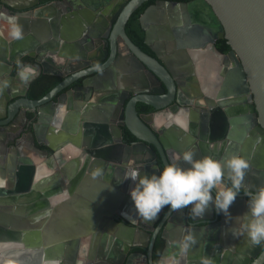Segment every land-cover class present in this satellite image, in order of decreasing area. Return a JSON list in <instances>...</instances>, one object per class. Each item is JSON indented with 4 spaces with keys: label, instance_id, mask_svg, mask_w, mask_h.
<instances>
[{
    "label": "water",
    "instance_id": "1",
    "mask_svg": "<svg viewBox=\"0 0 264 264\" xmlns=\"http://www.w3.org/2000/svg\"><path fill=\"white\" fill-rule=\"evenodd\" d=\"M40 1L42 0H0V180L5 177L7 165L12 174L10 178L14 177L17 182L16 190L9 192L13 196L16 195L12 201L18 207L21 204L31 207V203L40 195L36 190L41 187V190L45 191L42 196L45 200L43 206L46 208L44 227L36 230L32 228L33 224L23 228L20 217L22 210L9 211V214L0 212V240L5 236L11 242L20 241V245L15 246L18 249L6 248L8 244L0 243V264H26V257L22 254L25 251L39 254L35 264L37 261L38 264H81V261L88 259L93 261L94 258L91 257L96 252L95 246L99 247V238L102 235L109 237L112 235L110 232L114 233L115 230V235L125 242L121 244L123 254L141 246L137 243L138 237L146 241L151 239L152 231L142 228L145 224L152 225L154 219H139L137 212L125 214L124 207L132 201L129 194L134 187V181L131 178L125 179L124 173L130 165H137L136 168H140L142 173L156 172L159 167L151 163L156 159L157 153L164 165L174 161V152L167 144L163 132L158 131L154 123L139 116L135 107V102L140 101L155 109H162L164 106L153 102L148 94H162L169 89L170 93L173 91L175 98L177 93V72L158 49L161 48L160 42L165 39L154 26L157 21H161L162 27L167 30L166 43L172 48H188L193 50V56H204L206 67L199 65L198 68L203 80H206L205 75L211 78L209 83L202 86L206 93L210 92L208 96L219 100L222 107L236 103L237 110L244 114L231 120L236 128L234 127L230 134L231 143L227 153L228 156L236 153L239 144L246 137V132L253 129L243 155L251 159L253 165L260 164L258 167L263 172L255 173L250 185L242 186L241 189L254 191L263 186L264 0H204L205 3L199 5V11L196 8L189 11L184 4L177 2H158L150 6L141 16L140 24L145 32V44L157 55L155 59L136 46L125 30L133 13L149 0H120V4L114 2L116 10L119 8L115 10L118 20L113 21L115 24L108 40L110 49L104 51L99 48L103 52V58H97L100 50H95L93 40L101 43L107 22L100 29L95 25L87 28L88 25L91 27L94 17L98 16L96 10L90 9L88 4L93 0H64L35 8ZM25 2H29V5L22 4ZM4 13L17 16L23 31L21 38L12 36L11 25L5 19ZM81 15L84 16L82 17L85 23L80 18ZM194 18L197 20V26L191 29L189 27L192 26ZM44 23L46 25L43 27ZM40 27L41 30L38 29ZM170 28L173 29L172 32ZM219 37H225L232 48L229 55H223L216 49L215 42ZM118 40L123 46L121 50L128 52L130 56L131 63L126 69L128 80L136 79L137 91L141 94L132 98L128 107H125L126 99L135 92L125 83V90H120L115 97L109 96L105 101L101 100L103 96L99 106L91 108V104H88V98L94 91L91 84L94 82L97 92L102 89V81L108 79L109 73L105 70L118 54ZM25 56L35 59L34 72L29 71L31 67L25 66L13 75L14 67ZM109 56V61L104 63ZM55 61H59L60 65ZM206 61L211 63L207 64ZM53 64L58 68L56 72L50 70L49 66ZM227 68L225 77L222 78L219 72ZM21 72H24V76L20 75ZM92 74H95L94 78L84 81L82 86L62 93L76 80ZM41 75L61 77L63 81L40 100L26 98L30 84ZM214 77L219 79L216 84H213ZM23 82L24 88L21 86ZM12 99L16 101L9 105ZM178 102L184 103L180 94ZM188 105L191 106L189 103ZM207 106L208 118L204 120V116H207L204 115L190 116L189 119L197 124L201 118L204 139L210 130L209 141L213 142L222 138L218 133L221 130L220 124L214 117L219 108L213 103ZM128 109L135 113V123H129L126 117ZM28 111L33 115V119L25 116ZM185 112L186 110L184 114ZM18 113L26 119L22 132L31 125L29 142L31 148L44 158L40 167H43L45 173L41 177L48 178L41 185L34 186L33 191L29 190L32 188V176L37 171L33 157L27 156L28 152L25 151L24 155L20 140L5 143L7 136L4 134L14 132L18 127ZM124 126H127L138 143L127 144L122 141L121 127ZM2 129L5 131L3 134ZM85 136L90 137V148L80 147L81 138ZM69 141L74 144L73 148L69 147ZM36 143L44 146L45 150L37 148ZM150 145H154L157 152ZM7 153L10 154L9 159L5 158ZM147 153L153 156L152 159L146 158ZM75 156L83 157L82 163L88 173L85 185L79 187L78 191L75 190L74 182H70V177L80 163L68 162ZM47 170L51 174H48ZM48 188L52 189L55 195L46 192ZM215 191L216 189L213 190V195ZM246 205L248 210V203ZM163 209L164 207L160 211ZM232 209L235 207L232 206ZM172 211L173 208L166 216L171 215ZM121 218L127 224L119 223ZM165 221L166 219L161 222L157 232L153 234L152 242ZM172 221L171 218L169 225ZM108 223L115 228L114 231L108 230ZM194 229L195 231L187 233L184 238L186 241L190 238L196 249L202 243L203 233L201 228ZM162 237L167 240L163 259L170 253V240L166 230ZM21 240L24 241V249L21 247ZM236 247L231 246L225 254L226 264H264V242L252 243L251 247L246 246L243 250L239 246ZM104 251L105 248L100 256V259L106 262L104 264H118L114 256H103ZM81 255L84 257H80ZM39 256L43 257V261L37 259H40ZM233 258H236L235 262Z\"/></svg>",
    "mask_w": 264,
    "mask_h": 264
},
{
    "label": "flooded vegetation",
    "instance_id": "2",
    "mask_svg": "<svg viewBox=\"0 0 264 264\" xmlns=\"http://www.w3.org/2000/svg\"><path fill=\"white\" fill-rule=\"evenodd\" d=\"M61 1H64V0H42L39 2V4L35 8L45 6L48 4L58 3ZM114 2H117L119 4L122 3V1L120 0H93L92 2H88L90 9L92 8L96 10V12L98 13V16L94 17L93 22L91 23L92 24L91 27L88 25L87 28H92V26L95 25L97 26L96 28L100 29L104 27L105 22H107V25L104 28L105 30L102 33L103 37H102L101 43L98 44L96 42V39L93 40V43H94L93 45H94L95 50L99 48H103L102 50L104 51L110 49L108 40L111 37L112 28L114 27V24H115L113 23V21L115 20L117 22L118 20V16L115 17L116 7L115 5H113ZM158 2H165V3L177 2L180 4H184L189 11L193 8H196L199 11V9H201L199 5H201V3L203 2L205 3L204 0H185V1L183 0H180V1L156 0L155 3H153L150 6H153L157 4ZM22 4L29 5V2H25ZM208 8L210 7L208 6ZM117 10H119V8ZM82 16L83 15H81L80 18L85 23V19L83 18L84 16L83 17ZM182 21H184V18L182 19ZM45 23L43 27L46 25ZM196 24H197V20L194 18L192 20V26H190L189 28L195 29L196 28L195 26H197ZM154 26L157 27L158 33L160 32L162 35H164L163 38L165 39V40L163 39L164 42H160L161 48H158V49L161 50L162 56L171 62V64L174 66L177 72L178 77L175 79L177 83V86H176L177 93L175 95V98L173 95V91H171L170 93L169 89H166L165 92L162 94H148L149 97L153 100V102H155L158 105H162L164 107L162 109H155L154 107L148 104L137 101L135 102V107H136V111L138 115L143 117L145 121L154 123L157 126L158 131L163 132L162 134L165 136L167 144L170 145V149L174 152V154L172 155L174 160H176L177 156L180 153H182L181 150L184 151V150H189V149H191L194 152L195 157L197 158L207 155V153L209 154L212 153L211 154L212 156L223 160V158L228 156V153H227L228 146L231 143L230 134L233 128L235 127L234 125H232L231 120L237 117H240L244 114L240 113V111L237 110L236 108L237 105H235L236 103H233L230 106L226 105L225 107L220 106L219 100L217 99L213 100L210 96H208L210 92L206 93L202 89V86L204 85V83L207 84L210 82L209 79L211 80V78L207 77L206 75L205 77L207 81L203 80L200 77L198 66L204 65L206 67V64H204L203 62L204 56H202V54H199V57L198 56L195 57L193 56V53H192L193 50L191 49H188V48L182 49L178 47L172 48L168 43H166L167 30L162 27L161 21L160 22L157 21V23H154ZM38 29L41 30V27ZM172 30L173 29L170 28L171 32ZM168 41H171V40H168ZM223 41H224V44H223ZM117 45H118L117 57L111 62V64L105 70V72L108 70L109 73L107 74L108 79L102 81V84H101L102 89L99 92H97L96 90L97 87L94 85V82L91 84L92 85L91 87L94 90L93 93L88 98V104H91L92 106L91 108H94V107L97 108V106H99V103L102 102L100 101V99L103 96L104 97L101 100L105 101L107 100L109 96L114 95L115 97L116 93L118 92L120 93V90H125V87H124L125 83L127 86L131 87L133 91H135L134 94L130 98L126 99L125 107H128L132 98L137 97L141 94L139 93V91H137L138 88L136 86L137 84L136 79L128 80V74H126V69H128L131 63L130 56L128 55V52H124V50H121L123 46L121 45L120 40L117 41ZM227 46H229V49ZM215 47L223 55H229V53L232 51V48L228 44L225 37H219L215 42ZM99 50L100 52L97 53L98 55L97 58H103L104 57L103 52L101 49ZM150 51H151V54H148V53L147 54L150 55L154 59L157 58V55L151 49ZM72 55L73 54L71 53L70 57H72ZM110 56L104 63L109 61ZM70 57H67V59L70 60L71 59ZM22 60H24L25 63L20 69L27 66V67H31L32 70L30 69L29 70L30 72H34L33 69H35L34 66L36 64L35 59L25 56ZM57 60L61 61L62 59L57 58ZM56 63L60 65L59 61H57ZM206 63L210 64L211 62L206 61ZM54 65L55 64L50 65L49 67L51 71L56 72L58 68H55ZM226 70H228V68L225 69V71L221 70L219 72L220 73L219 75L222 76V78L225 77L224 75L226 73ZM18 71H16L15 73L13 71V75L16 74ZM94 75L95 74H92L91 76H87L82 79L76 80L70 86L65 88L62 91V93H67V91L69 90H73L76 87L82 86L84 81L93 79ZM218 80L219 79L217 77H214L213 84H216ZM35 81H33L32 83H34ZM32 83L30 84V87L27 89L26 98L28 99H30L29 91L31 89ZM24 84H25L24 82L21 84L23 88L25 87ZM179 94L181 95V100L184 101V103L182 104L178 102ZM31 100H40V99H31ZM15 101L16 100L12 99L9 102V105H13ZM188 103L191 104V106H189ZM210 103H213L214 106L216 105V108H219V111H216L214 117L216 118L217 122L220 124L221 130H219L218 133L222 136V138L217 139L216 141H213V142L209 141L211 137L210 130H209V135H206V138L204 139L203 129L201 126V118H199V123L197 124L192 123L191 120L189 119L190 116L203 117L204 115H207V116H204V120L205 118H208L209 108L207 104H210ZM185 110L186 112L184 114ZM25 116L29 117V119H33L32 118L33 115L31 114L30 111H28ZM134 116H135V113L132 110L128 109L126 117H128L129 123L136 122V121L134 122L135 120ZM16 118H17L16 125H18V127L16 129L12 127L13 130L15 129L14 132L11 131L10 133L9 131L7 134H4L7 136L5 143L8 144L12 140H15L16 142L20 140L19 143L22 142L21 145L23 144L22 145L23 152L24 151L28 152L27 156L31 155V157H33L34 166H35V169H37L35 175L39 178L43 175V170H42L43 167H40V165L43 163L44 158L40 156V154H38L37 151L31 148L29 138H28L29 132L31 130L30 129L31 125H29V129L26 127V131L24 130L22 132V130L24 129L23 126L26 123V119L24 115L20 113H18ZM121 129H122V138H123L122 141L124 143L136 144L139 142L134 137V135H132L129 132L127 126L121 127ZM252 132H253V129L246 132V135H245L246 137L244 141L239 144V147L236 153L244 156L243 151L246 148L248 138L251 137ZM3 133H5V131L2 129L1 134ZM217 137L218 135L215 138ZM36 146L37 148H42L43 150H45L44 146H40L37 143H36ZM150 147L154 151L157 152V149L154 145H150ZM11 149H12V146L9 147V150ZM152 157H153L152 155L147 153L146 158L152 159ZM248 160L250 162V167L246 170L243 187L250 185L252 179L254 180L253 175L255 173L263 172V170L259 169L258 167L260 164L256 163L257 166H255L252 164L251 159H248ZM179 163L186 164V162L183 161L182 159L179 161ZM151 164L157 165L159 169L162 170L164 164H163L162 158L159 155V153H157L156 159L152 161ZM27 167L30 168V165H28ZM131 167H137V165L136 166L130 165L128 166V169ZM11 176L12 174L10 173L8 166L6 165L5 177L10 178ZM2 180L3 182H2V185L0 186V201H3L5 203V201L9 199V202L12 203L13 202L12 200L15 198L14 196L16 195L13 196L9 192L16 190L17 182L13 177V182H14L13 185L15 186L12 185L11 187L8 186L7 188H5L4 186L5 179L3 177H2ZM34 185L35 183L34 184L32 183V188L34 187ZM31 189L29 190L33 191V189L32 190ZM246 192H248V190L240 189V193L237 195L236 199L230 205V208H229L230 215H226L224 212H217L214 203H210L209 207L206 209V211L204 212L202 216H197L195 214H192L190 211L191 206L189 205L183 208L173 209L171 215L167 217L166 215L171 210L172 207L170 205H165L164 209L157 214V217L153 218L154 220L152 219L153 220L152 225L144 223L145 225L142 229L145 231H148L150 229L152 231L151 239L146 241L144 239H141V237H138L137 243L141 246L134 247L127 254H123L122 252L123 246L121 244L125 243L124 240L120 239L116 235L115 237L114 236L103 237L102 235L99 238V240L97 239L98 240L97 243L99 242V247L95 246L94 248V251L96 252L94 253L95 259L93 260V262L90 263L88 260H86V261H81V264H104L106 263L104 260H101L99 257L100 255H102L101 251L104 248L106 251H104L103 256H107V257L110 255L114 256L115 261L118 264H226V260H224V256L231 249V246H237L236 248H238L239 246L241 250H243V249H246V246L251 247L252 245V242L247 238L246 234H244L240 230L239 228L240 221L237 219L238 215H242L244 212L247 211L246 204H247L249 197L245 194ZM39 196L37 197L36 200H34L31 203L33 205L31 206V208L34 209L33 203L34 202L36 203L37 201V206H35V208L36 207L38 208V212H36L37 214L35 217L36 223L34 222V224L37 225V227L39 225L40 228H43L44 227L43 225L46 222L44 221L46 219V208H45V205L43 206V203L45 204L43 200L44 197L42 195H39ZM235 201L238 203H236ZM4 203H2L3 205L1 208H3L4 206H7V207H9V205L11 206L10 203L9 205L8 204L4 205ZM232 206H234L235 209L231 210ZM125 208L126 207H124V209ZM50 209L51 208H49V210ZM135 213H136V210L133 211V214ZM138 216H139V219H141L142 216H140L139 214ZM171 218L173 219V221L169 225ZM143 219L144 218L142 217V220ZM164 219H166L164 225L160 229L156 239L152 242L153 234L157 232V229L159 228L161 222ZM122 222L127 224L122 218L119 219V223H122ZM108 225L112 227L113 229H115L113 226H111V224L108 223ZM194 228H201L202 233H203L202 243H200L196 247V249L193 246V243L191 242L190 238L188 239V241H186L184 238V237H187L186 235L187 233L191 234L193 231H195ZM165 230L170 240V253H168V257L162 259V254L164 250L166 249V242H167V240H165L162 237ZM159 239L163 240V248H162L160 257L158 258V261L155 262L154 261V250H155V247ZM2 242H11V241L8 240V238H5L4 236L2 238V241L0 240V243ZM22 242L24 244V241ZM221 248H222V251H221ZM37 255L39 254L37 253ZM80 257H84V255H81ZM42 259L43 257H41V261H43ZM235 259L236 258H233L234 262H235ZM252 262H253V259H252ZM3 264H6V263H3Z\"/></svg>",
    "mask_w": 264,
    "mask_h": 264
},
{
    "label": "clouds",
    "instance_id": "3",
    "mask_svg": "<svg viewBox=\"0 0 264 264\" xmlns=\"http://www.w3.org/2000/svg\"><path fill=\"white\" fill-rule=\"evenodd\" d=\"M3 15L11 25L12 36L21 38L23 31L17 16ZM20 75L24 76V72ZM181 159L186 164L179 163ZM249 167V160L238 153L221 160L212 155L197 158L189 149L173 162L166 163L162 170L149 174L131 167L124 178L134 181L131 199L136 212L145 219L155 218L165 205L173 209L190 205L192 214L202 216L210 203H214L217 212L230 215V205L240 193ZM245 194L249 197L248 210L237 216L239 228L253 244H261L264 242V186Z\"/></svg>",
    "mask_w": 264,
    "mask_h": 264
},
{
    "label": "trees",
    "instance_id": "4",
    "mask_svg": "<svg viewBox=\"0 0 264 264\" xmlns=\"http://www.w3.org/2000/svg\"><path fill=\"white\" fill-rule=\"evenodd\" d=\"M156 0H149L145 2L140 8H138L131 18L129 19L126 26V33L130 40L138 46L143 52L151 54L150 48L145 44V32L142 30L140 24V17L143 15L145 10L155 3ZM180 1V0H177ZM185 1V0H183ZM224 44V41H223ZM229 49V46H227ZM27 60V59H26ZM25 63L22 60L14 68V73L18 71L23 64ZM62 81L61 77L52 76V75H41L34 83L31 85L29 91L30 99H41L45 97L49 92H51L60 82ZM163 248V240L159 239L155 250H154V261L157 262Z\"/></svg>",
    "mask_w": 264,
    "mask_h": 264
},
{
    "label": "crops",
    "instance_id": "5",
    "mask_svg": "<svg viewBox=\"0 0 264 264\" xmlns=\"http://www.w3.org/2000/svg\"><path fill=\"white\" fill-rule=\"evenodd\" d=\"M80 147H89L90 148V137H84V138H81V141H80ZM69 147L70 148H73L74 147V144L71 142V141H69ZM82 158L83 157H72V158H70V160L68 161V162H74L75 164H78V162L80 163V165L77 167V170L76 171H74V174H72L71 175V177H70V182H74V184L76 185V188H75V190L76 191H78V189H80L79 187H82L83 185H85L84 183L86 182L85 181V178H86V176H88V173L86 172V170L84 169V166H85V164L84 163H82ZM85 168H86V166H85ZM60 169V168H59ZM54 172V171H53ZM36 173V172H35ZM35 173L33 174V176H32V181H31V183H35V185L34 186H37V185H41L42 183H44L46 180V178H47V176L46 177H37L36 175H35ZM43 173H45L44 171H43ZM47 173L49 174L50 172H49V170H47ZM61 173V172H60ZM51 174V173H50ZM4 181H5V188H7L8 186H12L13 185V179H11V178H9V177H4ZM48 179V178H47ZM32 185V184H31ZM13 186H15V185H13ZM33 189V188H32ZM31 189V190H32ZM34 190V189H33ZM45 191H43V190H41V187L38 189V190H36V193H39L40 195H45V193H44ZM46 192H52V194H53V190L52 189H50V188H48L47 190H46ZM55 192V191H54ZM53 195H55V193L53 194ZM39 197H41V196H39ZM44 200V199H43ZM44 202H45V200H44ZM9 199H7L6 201H5V204L4 205H6V204H8L9 205ZM11 204V206L9 205V207L13 210V211H15V210H17V209H19V210H22V214H20V217H21V219H22V224H23V228L25 229V228H28V227H31L32 226V224H33V226H32V228L33 229H42V228H40L39 226L37 227L35 224H34V222H35V217H36V212H38V208L36 207L35 208V206H37V201H36V203L34 202L33 204H34V209H32L31 207H30V205H24V204H21V206L20 207H18L17 206V204H15L14 202H12V203H10ZM39 205V204H38ZM5 208H9V207H7V206H4ZM29 208V209H28ZM37 209V210H36ZM32 220V221H31ZM29 221V222H28ZM36 223V222H35ZM23 249H24V246H23ZM25 257H26V261H27V263H29L30 262V264H35V259H36V254H30V253H28V252H23L22 253ZM40 257V259L39 258H37L38 260H41V256H39ZM38 262L39 261H37L36 262V264H38ZM26 263V264H27ZM41 263V262H40ZM39 263V264H40Z\"/></svg>",
    "mask_w": 264,
    "mask_h": 264
},
{
    "label": "bare ground",
    "instance_id": "6",
    "mask_svg": "<svg viewBox=\"0 0 264 264\" xmlns=\"http://www.w3.org/2000/svg\"><path fill=\"white\" fill-rule=\"evenodd\" d=\"M0 150H1V149H0ZM0 152H1V151H0ZM24 155H26V154H24ZM0 156H1V155H0ZM9 157H10V154L7 153V154L5 155V158H6V159H9ZM10 173H11V172H10ZM2 182H3V180L1 179V180H0V186L2 185ZM1 202L4 203L3 201H0V203H1ZM4 204H5V203H4ZM2 205H3V204L0 205V212H4L5 214H9V211H13L10 207H9V208H5V207L1 208ZM133 211H135L133 201H129V204H128V206L126 207L125 212H126V213H130V214H133ZM108 230H110V231H114V229H113L112 227H110V226H109V229H108ZM110 231H109V232H110ZM110 233L114 236L115 233H117V231L115 230L114 233H112V232H110ZM112 235H111V236H112ZM114 237H115V236H114ZM5 243L8 244V245H6V248H7V247H10V248H17V247H15V246L20 245L19 242H5ZM21 244H22V243H21ZM23 246H24V244H22L21 247L23 248ZM17 249H18V248H17ZM88 254H89V253H88ZM93 256H94V254H93ZM93 256L91 257V259H92V258L95 259V256H94V257H93ZM100 256H101V255H100ZM100 256H99V257H100ZM166 257H168V256H166ZM166 257H165V258H166ZM94 259H93V260H94ZM88 261H89V262H93V261H91V260H89V259H88Z\"/></svg>",
    "mask_w": 264,
    "mask_h": 264
}]
</instances>
